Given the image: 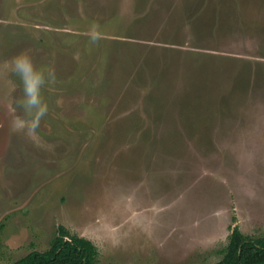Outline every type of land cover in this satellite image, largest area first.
I'll use <instances>...</instances> for the list:
<instances>
[{
  "label": "rangeland",
  "instance_id": "obj_1",
  "mask_svg": "<svg viewBox=\"0 0 264 264\" xmlns=\"http://www.w3.org/2000/svg\"><path fill=\"white\" fill-rule=\"evenodd\" d=\"M21 52L56 72L39 148L10 127ZM59 225L98 264L264 235V0H0V264Z\"/></svg>",
  "mask_w": 264,
  "mask_h": 264
},
{
  "label": "trees",
  "instance_id": "obj_2",
  "mask_svg": "<svg viewBox=\"0 0 264 264\" xmlns=\"http://www.w3.org/2000/svg\"><path fill=\"white\" fill-rule=\"evenodd\" d=\"M214 264H264V235L245 234L235 226ZM99 248L85 236L59 225L46 250L34 249L13 264H98Z\"/></svg>",
  "mask_w": 264,
  "mask_h": 264
},
{
  "label": "clouds",
  "instance_id": "obj_3",
  "mask_svg": "<svg viewBox=\"0 0 264 264\" xmlns=\"http://www.w3.org/2000/svg\"><path fill=\"white\" fill-rule=\"evenodd\" d=\"M98 38L95 32L91 33L93 41ZM8 69L19 78L23 92L11 109L13 112L11 131L23 134L34 146L43 147L38 130L49 111L48 103L43 97V89L46 84L56 81V72L50 67L37 66L28 52L16 55L8 65Z\"/></svg>",
  "mask_w": 264,
  "mask_h": 264
}]
</instances>
